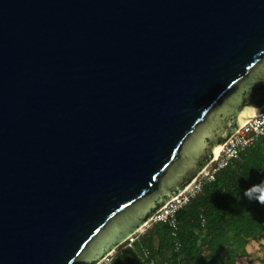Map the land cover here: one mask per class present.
<instances>
[{
  "label": "water",
  "instance_id": "1",
  "mask_svg": "<svg viewBox=\"0 0 264 264\" xmlns=\"http://www.w3.org/2000/svg\"><path fill=\"white\" fill-rule=\"evenodd\" d=\"M264 106V0H0V264H99Z\"/></svg>",
  "mask_w": 264,
  "mask_h": 264
},
{
  "label": "trees",
  "instance_id": "2",
  "mask_svg": "<svg viewBox=\"0 0 264 264\" xmlns=\"http://www.w3.org/2000/svg\"><path fill=\"white\" fill-rule=\"evenodd\" d=\"M263 179L264 139H260L242 155L240 162L220 171L177 211L175 237L165 224H152L136 236L131 247H119L109 264H207L211 255H203L201 244L230 225L240 227L234 237L240 238L241 253L229 252L223 262L213 264H236L237 259L246 256L247 242L262 234L264 205L247 207L244 201L247 190ZM253 216L257 229L250 226Z\"/></svg>",
  "mask_w": 264,
  "mask_h": 264
},
{
  "label": "built area",
  "instance_id": "3",
  "mask_svg": "<svg viewBox=\"0 0 264 264\" xmlns=\"http://www.w3.org/2000/svg\"><path fill=\"white\" fill-rule=\"evenodd\" d=\"M260 139H264V106L258 110L256 117L239 127L237 132L220 147L217 156L211 160L197 178L183 192L169 201L156 214L150 224H165L171 230L172 237H175L177 211L199 194L204 184L212 182L220 171L240 162L242 155H245L246 151ZM136 236L124 244L131 247ZM111 257L102 260L99 264H109Z\"/></svg>",
  "mask_w": 264,
  "mask_h": 264
},
{
  "label": "rangeland",
  "instance_id": "4",
  "mask_svg": "<svg viewBox=\"0 0 264 264\" xmlns=\"http://www.w3.org/2000/svg\"><path fill=\"white\" fill-rule=\"evenodd\" d=\"M260 182L261 181H258L255 184H259ZM253 204L257 205L258 202H256L253 199H250L249 196L244 201V206L248 207V206L253 205ZM251 219H253V220L250 222V226L253 229L259 228V226L255 223L256 222L255 221L256 220V216L251 217ZM151 225L152 224H150L148 227H150ZM239 228H236V227L230 225L227 228H225L224 230H222L221 232H219L216 236L207 237L206 243L205 244H201L203 246L202 247L203 255L206 256V255H208V253H210V255H211V256H209L210 257L209 261H206L207 264H213V263H216V261L223 262L225 260L226 255L229 252L241 253V251L238 249V247L240 246V238H235L234 237V234L238 231ZM260 229H261L260 232L264 233V223H263V225L261 226ZM262 235L263 234L258 235V237L255 238L254 240L248 241L247 245L250 242H253V241H256V240L260 239L262 237ZM232 245H235V246H232ZM246 246H245V248H246ZM245 254H246V252H245ZM113 255L114 254H112V256ZM239 259H241V258H239ZM239 259L236 260V264L238 263ZM178 264H184V263L178 262Z\"/></svg>",
  "mask_w": 264,
  "mask_h": 264
},
{
  "label": "crops",
  "instance_id": "5",
  "mask_svg": "<svg viewBox=\"0 0 264 264\" xmlns=\"http://www.w3.org/2000/svg\"><path fill=\"white\" fill-rule=\"evenodd\" d=\"M256 241L250 242L246 248V256L238 260L237 264H263L264 263V233Z\"/></svg>",
  "mask_w": 264,
  "mask_h": 264
},
{
  "label": "clouds",
  "instance_id": "6",
  "mask_svg": "<svg viewBox=\"0 0 264 264\" xmlns=\"http://www.w3.org/2000/svg\"><path fill=\"white\" fill-rule=\"evenodd\" d=\"M250 108L253 113L258 111L255 106H250ZM246 194L250 199H253L261 205H264V180H262L259 184H254L250 189L247 190Z\"/></svg>",
  "mask_w": 264,
  "mask_h": 264
},
{
  "label": "bare ground",
  "instance_id": "7",
  "mask_svg": "<svg viewBox=\"0 0 264 264\" xmlns=\"http://www.w3.org/2000/svg\"><path fill=\"white\" fill-rule=\"evenodd\" d=\"M257 114H258V112H257V113H256V115H254L252 118L256 117V116H257ZM252 118H250V119H252ZM250 119H249V120H250ZM218 152H219V150H217V152L215 153V156H214V157H216V156H217Z\"/></svg>",
  "mask_w": 264,
  "mask_h": 264
}]
</instances>
